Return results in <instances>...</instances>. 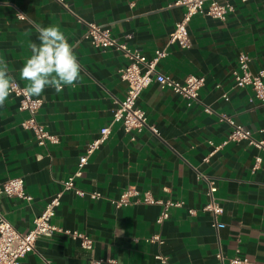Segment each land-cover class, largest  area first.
I'll list each match as a JSON object with an SVG mask.
<instances>
[{"label": "crops", "instance_id": "0c3cea01", "mask_svg": "<svg viewBox=\"0 0 264 264\" xmlns=\"http://www.w3.org/2000/svg\"><path fill=\"white\" fill-rule=\"evenodd\" d=\"M175 0H0V59L9 73L25 86L19 72L31 54L29 44H39L36 26L56 25L65 34L80 63V80L60 93L51 87L39 97V120L59 142L39 145L33 133L21 127L26 116L18 109L19 97L11 94L0 107V184L14 176L24 178L31 201L0 193V215L20 232L33 227L53 193L77 167L87 143L109 125L126 82L119 69L127 59L116 49L97 48L83 34L86 24L109 27L120 40L147 56L166 49L158 69L178 79L202 75L199 101L188 105L183 97L157 82L137 99L159 135L145 128L126 132L112 124L109 138L92 153L75 185L84 194L67 190L52 221L59 227L87 233L92 248L56 232L40 236L33 250L18 264H231L236 254L264 264V150L247 141H229L207 160L214 146L226 139L230 126L219 113L264 138V105L250 86L235 84L238 53L251 57L253 72L264 68V0H230L234 6L226 19L195 14L188 29L187 48L169 42V34L185 11ZM21 12L24 17L17 16ZM127 35H131L130 38ZM227 95V98H225ZM208 106L212 112H207ZM261 161L255 166L256 156ZM195 169L201 178H195ZM217 184L216 199L224 211L223 227L213 225V215L202 209L208 201V180ZM150 191L161 199L181 200L170 216L157 223L162 205L135 202L116 206L127 186ZM99 192L101 197H91ZM195 208L190 214L188 209ZM160 234L162 242L146 240ZM223 255V261L217 254Z\"/></svg>", "mask_w": 264, "mask_h": 264}, {"label": "built area", "instance_id": "2783aa9c", "mask_svg": "<svg viewBox=\"0 0 264 264\" xmlns=\"http://www.w3.org/2000/svg\"><path fill=\"white\" fill-rule=\"evenodd\" d=\"M65 4V0H58ZM246 2L248 0H241ZM174 4L185 7L183 17L175 23V26L169 34V42L178 43L181 47L187 48L191 45L188 25L192 17L201 13L210 17L224 20L229 12L233 11L234 6L230 0H175ZM17 16L22 18L24 15L17 12ZM83 36L89 40L91 45L100 48H114L118 50L126 59L127 63L119 69L120 77L126 82L124 96L118 99L113 112L111 124L102 126L99 134L92 141L87 143L85 152L82 153L77 162L76 169L62 181V187L57 190L49 201L45 204L42 211L33 220V227L26 232L18 231L14 225L3 215H0V264H18L20 259L35 247V242L40 236H51L56 232H62L77 239L85 248L93 247L92 238L85 232L59 227L52 221L57 208L61 203V197L67 190H73L82 195L83 191L76 187L75 179L82 176L83 169L88 163L89 157L95 152L110 136L112 124L120 122L126 132L142 131L147 128L154 134L159 135L155 125L149 122L146 111L137 105V99L142 91L152 82H157L161 87H167L176 94L185 99L188 105L199 101V91L204 85L205 78L202 75L190 73L182 79H178L168 73L158 69V64L162 58L168 55L166 49H155L152 56H147L138 48H132L128 44V39L120 40L114 36L109 27H103L94 22L86 24V30ZM128 38L131 35H127ZM251 57L248 53L240 50L238 53V67L234 70L233 76L235 84L239 87L250 86L253 91V97L264 105V68L253 72L250 69ZM18 83V82H17ZM12 93L19 97L18 109L24 111L26 116L21 120L22 128L31 131L39 145L59 142V135L51 132L39 120V109L43 100L41 97H27L23 93L22 86ZM227 98V95H225ZM207 112H212L208 106ZM219 119L225 121L230 126V131L226 139L220 145L211 149L205 160L214 154L223 144L229 141H247L249 145L264 150V138L257 137L245 126L238 124L226 113H219ZM261 161V156L257 155L255 166ZM195 178L199 180L201 173L195 169ZM217 184L214 179L208 180V201L202 209L213 215V225L217 228L223 227L224 223L219 220V215L224 211L223 206L215 197ZM0 193L8 196H17L25 201H31L32 195L26 192L24 178L14 176L6 179L0 184ZM91 197H101L99 192L90 193ZM110 201L116 206H126L135 202L157 203L162 205L161 211L157 216L156 222L162 223L170 216V209L174 206H181L183 201L172 199H161L155 197L150 191L139 190L135 186H127L123 189L117 198H111ZM190 214H195L196 209H188ZM148 241L162 242L160 234L156 233L148 237ZM217 257L223 261V255L217 254ZM161 264H169L167 257L161 253L156 255ZM231 264H255L250 258L244 255L236 254L229 259ZM105 260L92 258L88 264H104ZM46 264H54L51 259L45 261Z\"/></svg>", "mask_w": 264, "mask_h": 264}, {"label": "clouds", "instance_id": "9594fccd", "mask_svg": "<svg viewBox=\"0 0 264 264\" xmlns=\"http://www.w3.org/2000/svg\"><path fill=\"white\" fill-rule=\"evenodd\" d=\"M39 44H29L30 56L20 69V79L25 81L23 93L39 97L51 87L60 93L65 86H75L80 80V63L65 34L56 25L36 26ZM19 85L9 71L6 61L0 59V107Z\"/></svg>", "mask_w": 264, "mask_h": 264}]
</instances>
